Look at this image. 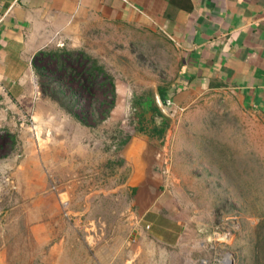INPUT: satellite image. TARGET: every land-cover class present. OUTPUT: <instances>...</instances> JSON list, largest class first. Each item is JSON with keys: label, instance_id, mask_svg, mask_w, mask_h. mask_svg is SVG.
<instances>
[{"label": "rangeland", "instance_id": "rangeland-1", "mask_svg": "<svg viewBox=\"0 0 264 264\" xmlns=\"http://www.w3.org/2000/svg\"><path fill=\"white\" fill-rule=\"evenodd\" d=\"M127 31L34 57L38 97L0 124V264H264V117L229 90L165 108L175 53ZM91 59L108 118L102 76L90 97L69 75Z\"/></svg>", "mask_w": 264, "mask_h": 264}, {"label": "crops", "instance_id": "crops-1", "mask_svg": "<svg viewBox=\"0 0 264 264\" xmlns=\"http://www.w3.org/2000/svg\"><path fill=\"white\" fill-rule=\"evenodd\" d=\"M102 28L128 29L146 43L145 53L154 44L175 53L174 75L158 81L166 84L165 108L229 90L264 117V0H0V124L12 103L38 97L37 54L82 45ZM144 237L140 231L133 239Z\"/></svg>", "mask_w": 264, "mask_h": 264}, {"label": "trees", "instance_id": "trees-1", "mask_svg": "<svg viewBox=\"0 0 264 264\" xmlns=\"http://www.w3.org/2000/svg\"><path fill=\"white\" fill-rule=\"evenodd\" d=\"M56 57V56H55ZM38 70V69H37ZM70 70V69H67ZM66 69H63V72L67 71ZM83 74H86L87 79L86 80H80L79 77L82 76ZM69 75L72 78V81H76L79 84V87L81 89L80 92L83 91V93H86L88 95H90V97H93V92L91 90V88H93L92 82L93 79L96 78L97 76H102L101 78L103 79L100 83H99V87L100 88H104L106 87V85L109 87L108 88V93L110 94V102H104L108 104V110L105 112V118L109 117V111L111 110V108L113 107L114 104V100H115V84L113 81V77L107 73L104 69V67L102 65H99L98 62L95 59H91V64L90 66L85 69L84 71L82 70L81 72H74L71 71L69 72ZM79 79V80H78ZM88 80H91L88 83ZM86 82V83H85ZM158 95L160 98V101L163 105H166L167 100L165 99V90L162 86H158ZM168 107V106H167ZM150 111H157V107H148ZM155 116H160L159 114H157ZM161 117V116H160ZM143 118V114H139L138 116V121L140 123V121ZM82 123L86 124L87 119L84 115H82L80 118H78ZM152 123L156 124L155 119L153 118V120H151ZM156 126V125H155ZM153 128L152 134L153 135H158L159 133H162L163 130L161 129V125L160 126H156ZM140 131H142V129H140ZM129 137H126L124 140L121 141L120 144H124L128 141ZM2 149V145H0V150Z\"/></svg>", "mask_w": 264, "mask_h": 264}, {"label": "water", "instance_id": "water-1", "mask_svg": "<svg viewBox=\"0 0 264 264\" xmlns=\"http://www.w3.org/2000/svg\"><path fill=\"white\" fill-rule=\"evenodd\" d=\"M155 117H156V118H155ZM155 117H154L155 121H157L158 119H161L160 116H155Z\"/></svg>", "mask_w": 264, "mask_h": 264}, {"label": "built area", "instance_id": "built-area-1", "mask_svg": "<svg viewBox=\"0 0 264 264\" xmlns=\"http://www.w3.org/2000/svg\"><path fill=\"white\" fill-rule=\"evenodd\" d=\"M167 104H170V103L167 102Z\"/></svg>", "mask_w": 264, "mask_h": 264}, {"label": "bare ground", "instance_id": "bare-ground-1", "mask_svg": "<svg viewBox=\"0 0 264 264\" xmlns=\"http://www.w3.org/2000/svg\"><path fill=\"white\" fill-rule=\"evenodd\" d=\"M225 264V263H224Z\"/></svg>", "mask_w": 264, "mask_h": 264}]
</instances>
